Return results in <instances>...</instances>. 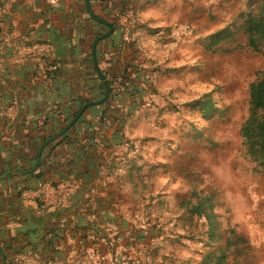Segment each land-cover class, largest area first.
I'll return each mask as SVG.
<instances>
[{"label": "crops", "instance_id": "1", "mask_svg": "<svg viewBox=\"0 0 264 264\" xmlns=\"http://www.w3.org/2000/svg\"><path fill=\"white\" fill-rule=\"evenodd\" d=\"M90 1L93 12L100 18L113 16L118 6L122 4L121 0ZM196 4L199 12H196ZM212 5L223 7L226 15V22L213 33L222 30L242 11L236 12L235 8L231 7L230 0H138L135 5V25L129 28L128 34L121 29L114 30L112 35L118 38L121 44L133 43L138 51L135 57L138 66V63L144 59L141 57V46L146 42L152 44L151 42L169 37L167 33L162 36L165 29L161 32L155 31L154 28H163L162 26L167 24L158 18L176 19L180 10L185 7L188 10L187 15L173 25V32L170 31L174 34L170 37L175 36V44L185 43L193 35L194 18ZM0 20L7 24L10 31L23 36L26 40H51L55 46L54 60L61 67L60 76L47 81L37 76L30 67L16 65L0 55V110L9 111L8 116L6 114L0 116V142L3 149L10 150L11 144L2 139L13 137L14 124L22 115L26 105L33 107L50 103L64 105L68 101L69 94L78 86L82 87V90L75 98L98 101L101 97L99 87L103 84L97 74L93 76L95 69L93 64H90L88 52L95 20L87 13L84 0H0ZM213 33L197 37V44L201 50L200 40ZM110 42L109 40L103 47L97 44L96 51L110 53ZM160 60H164L163 55H160ZM168 61L173 59L170 58ZM98 66L102 70V65ZM142 70L137 68L136 76L131 74L133 69L129 70L125 80L128 87L132 89L139 85L149 87L161 76L159 72L161 68ZM181 72L186 71L181 69ZM27 86L29 88L26 90ZM114 102L119 105V110L115 113L119 119L105 123L97 129L95 135L97 150L94 157H102L98 170L95 171L88 162L77 168V175L80 176L73 173L61 177L58 174L48 181L56 184L79 181V187L68 196L63 208L58 210L53 206H43L36 200L23 199L22 196L15 198L19 183L0 181L2 182L0 243H9L8 246L13 247L17 254L21 251L13 259L15 264H17L15 259L21 255L31 256L35 264H114L118 259L121 260L120 264H140L142 254L146 251L151 252L152 262L159 255L156 250L158 245H154V242L163 240V235L151 240L152 236H144L150 235L156 226L147 229L137 228L138 219L148 214L154 215L150 206L144 207L140 197L149 190L150 192L158 188L162 190L163 186L176 185L163 176L170 169L164 165L166 156L162 150L166 142L172 143L177 138L167 130L165 133H159V127L163 124L155 125V119L144 112L145 110L134 109L127 96H124L120 103ZM113 106L111 105L112 108ZM86 115L97 124L96 118L92 117L91 113ZM81 131L80 125L75 131L80 138ZM193 136L192 134L191 138H194ZM125 140L130 143L131 140L136 142L138 147L126 152L120 146L126 142ZM80 149L81 146L72 140L71 143H63L53 148L50 156L55 163L63 165L65 158L80 159L78 158ZM134 151L135 155L140 151L139 156L132 159V163H135L134 168H131V162L128 167L121 168L120 159H125L123 156L133 157ZM102 168L107 170V174L105 180L98 183ZM82 172L85 175H81ZM161 199L158 204L161 212L173 216L169 220L171 229L177 227L179 221L188 233L189 223L193 221V217L189 219L188 214L180 207L181 201L187 197L166 191ZM92 201L96 202L100 213L91 209L89 203ZM150 228L152 230L147 232ZM162 230L167 229L162 228ZM139 232L143 234H138ZM166 236H170L169 233ZM87 241L91 242V247L85 246ZM163 241L158 253L161 251L163 253L174 243L171 240ZM61 242L63 248H59ZM0 253L4 255L1 248ZM1 254L0 264H2ZM120 254L122 257L127 255L129 262L124 263ZM111 259L113 262L109 263Z\"/></svg>", "mask_w": 264, "mask_h": 264}, {"label": "rangeland", "instance_id": "2", "mask_svg": "<svg viewBox=\"0 0 264 264\" xmlns=\"http://www.w3.org/2000/svg\"><path fill=\"white\" fill-rule=\"evenodd\" d=\"M230 2L236 12H257L258 8L264 7V0ZM197 7L196 4V12H199ZM180 11L176 19L158 18L167 24L163 28H154L155 31L165 29L162 36L167 33L169 37L141 46L144 59L137 66L142 71L161 68V76L147 87L149 90L143 102L149 106L143 110L155 119V125L163 124L159 133L167 130L177 138L172 143L166 142L162 150L166 156L164 165L170 169L163 176L177 186L147 191L140 197L141 203L144 207L150 206L154 215L148 214L137 220L138 229L156 226V230L163 233V240L174 243L163 253H158L164 241L154 242L158 245L159 255L152 262L151 252L146 251L140 264H198L200 256L208 248L223 245L235 230L247 239L251 248L242 254L230 255L228 264H264V174L255 170V163L240 135L241 126L250 114V84L264 73V54L233 46L227 53L213 55L202 52L197 37L219 30L226 22L225 11L219 5H212L194 18L191 38L185 43L175 44V36L170 37L174 35L171 34L173 25L184 19L188 12L185 7ZM239 43L243 44V39ZM160 55L164 60H160ZM170 58L173 61H168ZM181 69L186 72H181ZM205 94L211 96L222 110L221 114L211 115V120L202 119L186 106ZM155 129L158 130L157 127ZM192 134L194 138H191ZM131 142L126 152L138 147L136 142ZM139 153L137 151L135 155L134 151L130 158L123 156L126 162L119 166L128 167ZM193 187L213 197V210L219 227L212 237L208 236V226L196 216L188 233L179 221L178 226L171 229L169 220L173 216L159 209V201L166 191L187 197ZM190 203L195 204L196 200L192 199ZM168 233L170 236H166ZM120 261L118 259L114 264H120ZM111 262L112 259L109 260Z\"/></svg>", "mask_w": 264, "mask_h": 264}, {"label": "trees", "instance_id": "3", "mask_svg": "<svg viewBox=\"0 0 264 264\" xmlns=\"http://www.w3.org/2000/svg\"><path fill=\"white\" fill-rule=\"evenodd\" d=\"M137 1L138 0H121L122 4L118 6L113 16L107 15L106 17H102L113 24L115 31L121 30L122 27L118 22L120 16L124 15L130 8L135 9ZM93 23L91 46L95 39L104 35L109 30L106 26L98 22L93 21ZM133 25L135 24L131 26ZM123 32L125 31L123 30ZM117 39L118 38L112 35L109 39L102 40L98 43L103 47L110 40V53L96 51L97 63L98 65H102L101 72L110 89V99L103 104L88 108L66 134L48 145L43 150L40 166L35 172L22 177H9L3 180L19 183L16 187L15 198L21 197L24 191L34 190L38 184L46 183L58 174H60L61 177H67L69 174L73 173L77 175L76 170L79 165L88 162H90L92 168L97 171L101 165L102 157H94L97 150L95 135L97 129L105 123L119 119L115 114L116 111L119 110V105L114 101L120 103L124 96H127L128 100L134 106V109H146V107L149 106L143 102L149 90L147 87L139 85L132 89L125 83L129 70H134L131 73L133 76H136L138 72L135 58L138 51L133 43L123 42V44H121ZM242 39L244 41L243 44L239 43ZM200 45L204 53L213 55L229 52L231 49L229 48L230 46L234 48L243 47L252 52L264 54V7L258 8L257 12H251V10L240 11L222 30L201 39ZM91 46L88 53L90 64L92 65L90 53ZM233 47L232 49H234ZM113 53L115 54L113 55ZM93 76H96L95 70L93 71ZM28 86L26 90L29 88ZM117 86L120 88L119 91L116 90ZM81 90L82 87L80 86L74 88L68 96L67 103L64 105L50 103L38 107L29 105L24 107L22 115L17 119L16 124H14L13 137L2 139V141L10 143L12 148L10 150H5L2 148V142H0V175L8 171H25L34 167L39 147L48 139L62 131L85 104L92 102L90 100L75 98ZM99 93L101 99L105 94L102 85L99 87ZM249 103L250 114L241 126L240 135L248 149L250 157L255 163V170L260 174H264V73L250 84ZM111 105H114L113 108ZM186 106L197 112L204 120H211L209 119L211 115L216 112L221 114L222 111L221 108L217 107L212 97L207 94L203 95L199 100L188 103ZM88 113H91V116L96 118L97 124L87 118L86 114ZM80 125L82 126L81 138L79 134H75L77 127ZM72 140L75 141L77 145L81 146L78 155L80 159L65 158L63 165L55 163L50 156L52 149L59 147L63 143H71ZM125 143L129 145L132 144L129 141ZM139 158H137V161ZM134 165L135 163L131 162V168H134ZM131 168H129V170ZM81 175H85V173L82 172ZM1 183L2 182H0V184ZM194 187L189 192L187 199L181 201L180 207L185 210L189 219L196 216L200 221H204V224L208 226V236L212 237L215 229L219 227V223L216 220L217 215L213 210V197L203 194L202 191ZM192 199L196 200L195 204L190 203ZM189 226H193L192 222L189 223ZM150 230L152 229H148L147 232ZM138 234L143 233L139 232ZM162 235L163 233L159 231V229H155L150 232V235L144 236H152L150 237L151 240V238H160L159 236ZM8 245L9 243L6 242L0 243V248L4 252L6 264H15L13 259L20 254L21 251L17 254L14 248ZM85 246L91 247V242L87 241ZM248 247H250V245L247 239L236 230L235 232L232 231L230 237L225 239L223 245H216L208 248V250L200 256V263L198 262V264H228L230 255L242 254L247 251ZM59 248H63L62 242ZM122 260L124 263L129 262L127 255H124Z\"/></svg>", "mask_w": 264, "mask_h": 264}, {"label": "built area", "instance_id": "4", "mask_svg": "<svg viewBox=\"0 0 264 264\" xmlns=\"http://www.w3.org/2000/svg\"><path fill=\"white\" fill-rule=\"evenodd\" d=\"M129 8V7H128ZM119 24L125 34L129 33V28L136 23L135 9L130 8L124 15H121ZM55 46L51 40L31 41L23 36L10 31L7 24L0 20V55L9 59L12 63L20 66L30 67L37 76L44 80L52 81L60 76L61 67L54 60ZM116 90H120L117 86ZM9 115V111L0 110V116ZM127 143L122 147L126 150ZM125 159H120V164H125ZM107 170L102 168L99 172L98 183L105 180ZM79 183V181H78ZM73 181H65L61 184L53 182L40 183L34 190L24 191L22 198L36 200L43 206H53L61 209L65 206L68 196L71 195L79 184ZM91 209L100 213L95 201L89 203ZM17 264H35L29 255H21L15 259Z\"/></svg>", "mask_w": 264, "mask_h": 264}, {"label": "water", "instance_id": "5", "mask_svg": "<svg viewBox=\"0 0 264 264\" xmlns=\"http://www.w3.org/2000/svg\"><path fill=\"white\" fill-rule=\"evenodd\" d=\"M85 2V8L87 10V13L89 14V16L95 20L96 22L106 26L109 30L102 36L98 37L97 39L94 40V42L92 43V49H91V55H92V62H93V66L94 69L96 71L97 77L98 79L102 82L104 88H105V94L103 96V98H101L98 101H94V102H90L85 104L82 109L77 113V115L74 117V119L59 133H57L56 135H54L53 137H51L50 139H48L43 145H41L37 151V156H36V163L34 165V167H32L29 170H25V171H8L2 175H0V181H3L9 177H21V176H25V175H29L33 172H35L39 166H40V161H41V155L43 153V150L50 145L51 143H53L54 141H56L58 138H60L61 136H63L64 134H66L69 129L77 122V120L82 116V114L90 107L92 106H96V105H100L103 104L104 102H106L109 97H110V89L106 83L105 77L102 74L98 63H97V56H96V48H97V44L102 41L105 40L107 38H109L113 33H114V27L113 24L103 18L97 17L95 15V13L92 10V7L90 5L89 0H84ZM1 254V253H0ZM2 256V264H6L5 262V257L3 254H1Z\"/></svg>", "mask_w": 264, "mask_h": 264}]
</instances>
